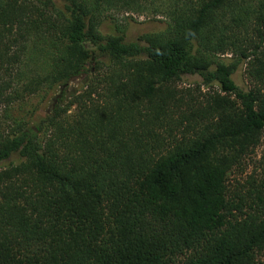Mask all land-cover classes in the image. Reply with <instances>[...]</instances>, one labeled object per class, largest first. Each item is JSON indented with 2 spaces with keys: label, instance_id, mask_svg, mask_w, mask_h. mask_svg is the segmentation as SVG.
Masks as SVG:
<instances>
[{
  "label": "trees",
  "instance_id": "obj_1",
  "mask_svg": "<svg viewBox=\"0 0 264 264\" xmlns=\"http://www.w3.org/2000/svg\"><path fill=\"white\" fill-rule=\"evenodd\" d=\"M132 14L165 27L129 40ZM185 74L218 90L178 97ZM1 106L0 264H254L264 248V177L227 180L264 132V0H0Z\"/></svg>",
  "mask_w": 264,
  "mask_h": 264
},
{
  "label": "rangeland",
  "instance_id": "obj_2",
  "mask_svg": "<svg viewBox=\"0 0 264 264\" xmlns=\"http://www.w3.org/2000/svg\"><path fill=\"white\" fill-rule=\"evenodd\" d=\"M132 17L136 21L132 22L129 25V28L126 30V38L129 40L135 39L137 36L144 33L161 31L165 27V23L161 21L162 20L161 16H158L156 19H151L145 15L132 14ZM101 31L102 33H106L107 31H109V26L103 25L101 27ZM222 56L224 57L223 58L224 60H227L229 59L230 54H225ZM232 78L235 81V83L243 90H247L251 85L250 80L247 79L244 73V65L242 64L239 66L238 70L232 75ZM71 85H72L71 88L72 91H76L79 88L81 89L82 87V83L80 82H73ZM172 89H175V94L178 97H182L183 99L186 100L190 96L201 98L202 94L214 91L213 89L218 90V87L217 85H215L213 86V89H211L209 86L203 84L201 78L198 75L185 74L182 75L180 79L172 83ZM67 93L69 92H65L63 95ZM59 96L60 93L57 88L52 92H50L48 95L44 96L43 98L37 97L32 99L33 105H35L36 102L40 103V107H39L40 109L37 112V114L43 115L45 112L47 111L49 112L53 103L57 98H59ZM29 106L30 105L28 104L27 108ZM143 107L146 108L147 105L144 104ZM184 109L185 108L183 106L182 110ZM2 112H3V106L0 107V115H2ZM180 113L181 111L179 110L173 112L171 114L172 117L171 119L173 120V122L171 121L167 122V125L171 126L172 129L175 128L177 132L185 129L184 126L185 123L184 124L179 123L181 125L177 126ZM167 125H165V129L167 128ZM15 159L16 157H13L11 160L16 161ZM7 163L8 161L0 162V168ZM263 177H264V132L262 134L260 143L257 145V147H255L252 152L242 156L241 160L232 166L231 170L228 173L227 180H228L229 188L233 190L235 189V187H237L239 183L244 184L250 178H254L258 181L259 180L261 181ZM254 264H264V248L261 251L256 252Z\"/></svg>",
  "mask_w": 264,
  "mask_h": 264
}]
</instances>
